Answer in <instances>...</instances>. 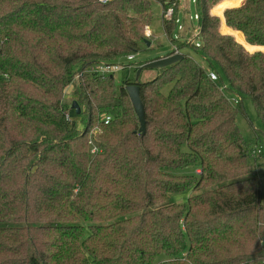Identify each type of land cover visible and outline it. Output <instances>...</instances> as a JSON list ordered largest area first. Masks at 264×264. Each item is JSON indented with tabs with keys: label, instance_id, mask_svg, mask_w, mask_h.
<instances>
[{
	"label": "trees",
	"instance_id": "trees-1",
	"mask_svg": "<svg viewBox=\"0 0 264 264\" xmlns=\"http://www.w3.org/2000/svg\"><path fill=\"white\" fill-rule=\"evenodd\" d=\"M219 1L197 0L202 46H187L234 105L185 55L147 82L89 71L138 52L151 0H0V264H264V175L236 125L248 99L264 127V0Z\"/></svg>",
	"mask_w": 264,
	"mask_h": 264
},
{
	"label": "rangeland",
	"instance_id": "rangeland-1",
	"mask_svg": "<svg viewBox=\"0 0 264 264\" xmlns=\"http://www.w3.org/2000/svg\"><path fill=\"white\" fill-rule=\"evenodd\" d=\"M240 1L242 0H234L231 1L230 4L236 5L240 3ZM228 5L229 4H227L226 2H223L222 4H219L211 13L209 10V13L210 15L212 14L211 15L212 17H216V16L221 17L222 11L226 7H228ZM213 6H209V8L211 9ZM161 7H162V2L158 0H151L152 19L150 23L144 26V27H148V29L153 32L151 37L146 38V41L150 42V46L147 47L145 42L138 41L137 45L139 50L135 54V62L140 63L159 56H165L166 54L171 53V51H173L176 48V46H178L176 44H182V45H186V47L183 48L180 51V53L182 55L190 57L191 59L199 63L207 70L208 65L206 64V62L196 52H194L192 48L187 46L189 45L188 44L189 39L196 37L199 31V20L194 19V15L199 16L197 5L191 3L188 0H179L177 12H176V19H178L179 22L174 25L170 35H167L163 28V18H162L163 11H161ZM178 26H182L184 30L179 31ZM218 29H219V25H218ZM195 39L196 41H200L199 38H195ZM173 41H175V43H173ZM127 56L121 57L116 61L124 62ZM160 71L161 69H143L140 72L137 81L147 82L152 78L156 77L160 73ZM136 73L137 71H133V70L131 71L123 70L117 72L114 75L115 82L117 84H120L123 81H129V82L136 81L135 80ZM225 85H227V83H225ZM168 90L169 87H166L164 89V93H167ZM74 93L75 92L72 83L69 86H67L62 93V98H61L62 102L64 103V105H67L69 108L71 106V103L75 100ZM242 104L245 113L239 114L236 117V125L240 131V134L244 140L245 145L247 146V151H248L247 153L250 157L249 163L252 164L254 162L256 164L255 174L256 176L261 178L264 175V137L261 135L259 137H256V132H262L264 127L260 122V120L257 118L254 107L250 102V100L244 99ZM71 118L72 120L76 121L77 128L81 129L82 124L80 123V116L71 113ZM98 133H99V129L93 128L90 131L88 139L89 140L91 139V141L95 142L96 135ZM257 149L261 150V154L254 155L253 152L256 151ZM189 193L190 191H188L187 194L189 195ZM186 199H187V195L185 193L174 198V200L177 203L185 202Z\"/></svg>",
	"mask_w": 264,
	"mask_h": 264
},
{
	"label": "built area",
	"instance_id": "built-area-1",
	"mask_svg": "<svg viewBox=\"0 0 264 264\" xmlns=\"http://www.w3.org/2000/svg\"><path fill=\"white\" fill-rule=\"evenodd\" d=\"M97 1L101 4H106L109 0H97ZM164 1H165V4L168 3V7L163 11L162 18L165 20H170L175 14V9H176V7H178L177 6L178 3H176L177 1H174V0H164ZM188 1H190L191 3H193L195 5L197 4V0H188ZM194 19L199 20L200 15L199 16L194 15ZM178 22H179V20L175 19V23L177 24ZM178 30L183 31L184 28L182 26H178ZM152 34H153V32L150 31L148 29V27H145V32H144L145 38L151 37ZM198 35H199V31H198V34L196 37L189 39L188 44L191 46H194L196 48H201V46H202L201 41H196V39H195V38H198ZM174 54H181V53H180V51H177L176 49H174L173 53L170 54L169 56L174 55ZM138 64L139 63L135 62V54H131L125 58L124 62L117 61L114 63H98V64L92 66L89 71L91 73L97 75V76L106 77V76H110V75L113 76L117 72H120L123 70L137 71L136 69H138L140 67V66H138ZM207 76L212 83L218 84L219 89L222 92H224L225 96L228 98V101L230 103H232L233 105L238 103V99L235 98V96H231V95L227 94V89H228L227 85H225L223 83H219L218 75L214 71L207 69ZM66 119L70 120V118L68 116H66ZM102 120H103L104 124H108V122L110 121V117L109 116H103ZM89 145H91V147H90L91 152H93V153L96 152V147L94 145V142L91 141V139L89 140ZM253 154L259 155V154H261V150L257 149L256 151L253 152Z\"/></svg>",
	"mask_w": 264,
	"mask_h": 264
},
{
	"label": "water",
	"instance_id": "water-1",
	"mask_svg": "<svg viewBox=\"0 0 264 264\" xmlns=\"http://www.w3.org/2000/svg\"><path fill=\"white\" fill-rule=\"evenodd\" d=\"M145 43H146L147 47L150 46V42L145 41ZM183 58H184V56L182 54H174V55H171L168 57H159V59L153 60L149 63H146V64L140 66L137 69L135 80L137 81L139 74L143 69H164L166 67H169V66L179 62ZM125 90L128 94L130 102L132 104L134 113L138 119V122L140 125L139 131L142 134H144V132H145V116H144L143 103H142V100H141L140 94H139V86L136 84H131V85L126 86ZM70 109L73 110L75 112V115H77V116H79L81 114V109H80V107L76 101H73L71 103Z\"/></svg>",
	"mask_w": 264,
	"mask_h": 264
},
{
	"label": "crops",
	"instance_id": "crops-1",
	"mask_svg": "<svg viewBox=\"0 0 264 264\" xmlns=\"http://www.w3.org/2000/svg\"><path fill=\"white\" fill-rule=\"evenodd\" d=\"M244 2H245V0L243 1V3L242 4H244ZM176 3H179V1L177 0V2ZM241 4V5H242ZM241 5H239V6H237V7H240ZM177 6H178V4H177ZM237 7H232V8H237ZM176 9H177V7H176ZM227 9H231V8H226L225 10H227ZM224 10V11H225ZM161 11H163V9H162V7H161ZM223 11V12H224ZM159 57H163V56H159ZM188 193V192H187ZM187 193H185L186 195H187V198L191 195V192L189 193V195L187 194Z\"/></svg>",
	"mask_w": 264,
	"mask_h": 264
}]
</instances>
